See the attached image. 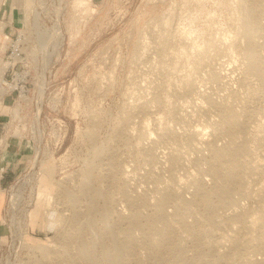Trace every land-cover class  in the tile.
<instances>
[{
    "label": "rangeland",
    "instance_id": "374dc122",
    "mask_svg": "<svg viewBox=\"0 0 264 264\" xmlns=\"http://www.w3.org/2000/svg\"><path fill=\"white\" fill-rule=\"evenodd\" d=\"M39 5L53 14L59 11L61 34L50 46V70L39 88L45 90L41 104H34L30 92L35 86L28 83L24 95L13 101L5 97L4 107L0 106L7 130L0 145V264H105L106 252L112 255L117 249L122 255L118 264H141L136 263L141 260L144 264H176L185 253L184 261L189 264L210 258L220 264H253V259H263L264 93L260 92L259 75L248 69V55L243 52L246 40L237 33L239 0H0V10L7 17L12 10L36 7L40 11ZM261 37L260 42L264 40ZM242 81L258 88L259 94L251 90L249 95ZM247 94L254 100L248 101ZM224 104H232L231 108L240 112L246 128L240 135L236 133L235 139L244 144L232 177L231 190L234 186L236 191L233 189L232 195L231 191L228 205H216L215 219L208 220L197 187L208 190L209 185L211 189L223 182L210 173L208 158L228 139L211 129L221 118ZM235 174L239 177L234 178ZM195 178L204 187L197 185ZM121 183L126 184V192ZM160 189L165 193L160 194ZM167 192L171 200L165 201L162 216L156 217L158 197ZM133 193L139 198L134 202ZM214 197L212 200H217ZM127 201L135 203L138 216ZM148 215L151 217L146 219ZM149 219L154 220V227L148 225ZM164 222L172 224L169 245L160 247L163 254L154 257L158 249L149 241L159 237L154 230L166 226ZM110 224L112 230L105 231ZM175 238L178 241L174 242ZM173 242L179 243L181 255L173 249ZM130 243L135 247L130 245L131 252L139 254L130 252ZM260 243V249L254 247ZM129 252L139 260L134 262ZM229 252L235 262L230 257L229 261Z\"/></svg>",
    "mask_w": 264,
    "mask_h": 264
},
{
    "label": "bare ground",
    "instance_id": "6f19581e",
    "mask_svg": "<svg viewBox=\"0 0 264 264\" xmlns=\"http://www.w3.org/2000/svg\"><path fill=\"white\" fill-rule=\"evenodd\" d=\"M264 2V1H263ZM238 3V2H237ZM239 8H240V14H238V16L240 15V17H238L239 19H240V22H239V20H238V22H237V25H238V23H239V27L237 26V29H238V32L237 33H239L240 35H241V37H243V42H245L244 40H246V45H245V47H244V51L243 52H245L246 53V55H248V56H245L244 54V56L245 57H247L248 58V60L246 61L247 62V64H248V69L249 70H251V71H253V72H255L256 74H258L259 75V77L258 78H260V79H258L257 78V76H254L253 78H257L256 79V81L258 80H260L261 81V90H260V92L263 94L264 93V64H263V60H264V40L263 41H261L260 42V40H259V38L262 36H264V3H262V2H260V0H239V6H238V10H239ZM238 12V13H239ZM238 18H236V19H238ZM236 22V21H235ZM236 29V28H235ZM236 29V30H237ZM237 36H238V34H236ZM239 35V36H240ZM261 37V38H262ZM241 39V38H240ZM263 39H264V37H263ZM209 40V39H208ZM262 40V39H261ZM203 42H205V41H203ZM209 42V41H208ZM208 42H206V43H208ZM210 42H213V41H211L210 40ZM203 44V43H202ZM210 44H213V43H210ZM243 45H244V43H243ZM207 47L208 46H210L209 44L208 45H206ZM204 48H206L205 47V45H204ZM203 48V49H204ZM243 48V47H242ZM206 50V49H205ZM204 50V51H205ZM263 50V51H262ZM203 51H201V53H202ZM200 53V52H199ZM246 58V59H247ZM210 71V70H209ZM212 71V70H211ZM253 72H251V73H253ZM254 73V74H255ZM210 75V74H209ZM213 75L214 74H211V76L210 77H213ZM241 78V77H240ZM239 78V79H240ZM252 78V79H253ZM210 79V78H209ZM241 80V79H240ZM246 80H248V79H245V81ZM251 82V81H250ZM194 83V82H193ZM240 83V82H239ZM241 83H244L243 81L241 82ZM187 84V83H186ZM195 84V83H194ZM245 84V87L247 88V89H245V90H248V91H246V92H249L248 94L250 95V93L252 92V91H255L256 90V92H257V94H259L258 93V88H256V87H254L253 88V86L249 83V82H247V83H244ZM243 84V85H244ZM253 84V83H252ZM242 85V84H241ZM250 85H251V87H252V89H250ZM191 86V85H190ZM189 86V87H190ZM238 87V86H237ZM263 87V88H262ZM239 88H241V87H239ZM243 89H244V87H242ZM260 88V87H259ZM236 89V88H235ZM254 89V90H253ZM238 90V89H237ZM252 90V91H251ZM205 91V90H204ZM203 91V92H204ZM232 91V90H231ZM239 91V90H238ZM202 92V93H203ZM233 92V91H232ZM243 92V91H242ZM241 92V93H242ZM236 93V92H235ZM245 93V92H244ZM206 94V93H205ZM244 95L245 97L246 96H249V95ZM261 94V95H262ZM207 95V94H206ZM212 95V94H211ZM236 95V94H235ZM243 95V94H242ZM253 96H255L256 94H255V92H254V94H252ZM251 95V96H252ZM205 96V95H204ZM240 96V95H239ZM250 96V98H252ZM257 96V95H256ZM208 97V96H207ZM238 97V96H237ZM236 97V98H237ZM206 98V97H205ZM209 98V97H208ZM207 98V99H208ZM220 98V97H219ZM224 98V97H223ZM233 98H235V96L234 97H232V99ZM239 98V97H238ZM244 98V97H243ZM249 98V99H250ZM257 98V97H256ZM262 98V97H261ZM231 99V100H232ZM246 99H248L247 97H246ZM246 99H244V100H246ZM248 99V101H250ZM253 99V98H252ZM251 99V100H252ZM263 99V98H262ZM261 99V100H262ZM208 100H210V99H208ZM221 100V99H220ZM223 101H224V99H222ZM221 100V101H222ZM227 100V99H226ZM225 100V101H226ZM254 100V99H253ZM211 101H213V100H211ZM216 101V100H215ZM217 101H218V99H217ZM238 101V100H237ZM242 102V101H241ZM241 102H239V103H241ZM255 102V101H254ZM261 102V101H260ZM213 103V102H212ZM229 103V102H228ZM231 103H232V101H231ZM243 103V102H242ZM248 103V102H247ZM217 104V103H216ZM216 104H215V107H216ZM223 104V103H222ZM234 104V103H233ZM244 104V103H243ZM246 104V103H245ZM255 104V103H254ZM219 105V104H218ZM220 105H221V103H220ZM232 105V104H231ZM231 105H225L224 104V107H223V105H222V109H221V115L219 114V116H221V118H222V124H220V117H218V118H220L219 119V124H218V122H217V124H216V122H215V125H214V127L215 128H211V129H216V132L219 134L220 133V135L219 136H221V134H223V135H226L227 137L226 138H228V139H226L227 141L225 142V144H222L223 146H220V145H218V146H220V148H216L215 150H214V152H213V154L211 155V157H212V159H210L209 160V158H208V161H211V162H209L210 164L208 165L209 167H210V170H211V172H210V170H209V172L210 173H212L213 175H215L214 177H220L221 179H222V181L223 182H220L221 180L219 179V178H217V179H219L220 181H219V184H217V183H215L216 184V186H215V184H214V187H212L211 189L209 188L210 187V185H209V187H208V190L206 189V187L204 188V189H202V188H200V187H197V188H199L197 191H198V193H200L199 195H200V204L202 203L205 207V209L207 210V213H205L206 214V217H207V219L208 220H212L213 218H212V216H214L215 215V213H214V215H213V211H214V209L216 208V211H217V206L216 205H218V204H222V203H224V204H227V202L226 201H229L228 199H229V197H230V193H231V191H234L235 189H234V186H233V189L231 190V188H232V177H233V175H234V169L236 170V166L238 165V161H237V159L239 158V154H240V152L242 151V148H243V144L244 143H238L237 141V139H235V134L236 133H238V132H240L243 128H244V126H243V119H242V116L239 114L240 112H238V111H235V110H233V108H231ZM248 105V104H247ZM251 105V104H250ZM205 108L207 107V106H205V105H203ZM253 106H255V105H253ZM257 106H258V104H257ZM257 106H255L256 108H257ZM218 107V106H217ZM236 107V106H235ZM240 107V106H239ZM245 107V106H244ZM210 108V107H209ZM248 108V107H247ZM255 108V109H256ZM218 109H219V107H218ZM241 109H242V107L240 108V111H241ZM253 109V108H252ZM259 109V108H258ZM257 109V110H258ZM261 109V108H260ZM210 110V109H209ZM238 110V109H237ZM245 110H248V109H246L245 108ZM205 111V110H204ZM252 110H250V112H251ZM219 112H220V110H219ZM245 112V111H244ZM263 112V111H262ZM243 113V110H242V112H241V114ZM248 113V112H247ZM264 114V113H263ZM244 115V114H243ZM250 116V115H249ZM248 116V117H249ZM247 117V116H246ZM251 117V116H250ZM247 120V119H246ZM210 125V124H209ZM212 125H213V122H212ZM211 125V126H212ZM164 127H166V126H164ZM169 128V127H168ZM246 128V127H245ZM244 128V129H245ZM192 129V128H191ZM243 129V130H244ZM170 130H171V128H170ZM174 130V129H173ZM173 130H172V132H173ZM180 130V129H179ZM243 130H242V132H243ZM176 131V130H175ZM174 131V132H175ZM211 131V130H210ZM162 132V131H161ZM186 132V131H185ZM215 132V131H214ZM145 133V132H144ZM148 133V132H147ZM187 133V132H186ZM186 133H185V135H186ZM246 133V132H245ZM244 133V134H245ZM149 134V133H148ZM168 134H171V132L170 133H168ZM217 134V135H218ZM239 134V133H238ZM237 134V135H238ZM244 134H243V137H244ZM247 134V133H246ZM166 135V134H165ZM183 135V134H182ZM198 135V134H197ZM200 135V134H199ZM222 135V136H223ZM240 135V134H239ZM146 136H148V135H146ZM172 136V135H171ZM173 136H175V135H173ZM178 136V135H177ZM196 136V135H195ZM176 137V136H175ZM188 137H189V135H188ZM194 138V137H193ZM199 138V137H198ZM197 138V139H198ZM247 138V137H246ZM245 138V139H246ZM187 139H189V138H187ZM195 139H196V137H195ZM216 139H218L217 137H216ZM240 139H241V137H240ZM239 139V140H240ZM210 140V139H209ZM212 140H214V139H212ZM224 140V139H223ZM247 140V139H246ZM191 141H189V144H191L190 143ZM193 142H195V141H193ZM197 143V142H196ZM213 143V142H212ZM211 143V144H212ZM246 143V142H245ZM206 144V143H205ZM192 145V144H191ZM199 145V144H198ZM212 145H214V144H212ZM211 145V146H212ZM194 146H195V144H194ZM209 146V145H208ZM207 146V147H208ZM210 146V147H211ZM215 146V145H214ZM214 146H212L211 148H213ZM244 146H246V145H244ZM192 147V146H191ZM196 147V146H195ZM194 147V148H195ZM216 147V146H215ZM214 147V148H215ZM199 148H201V147H199ZM213 148V149H214ZM197 149V148H196ZM196 149H195V151H196ZM213 149H211V151L213 150ZM245 149H247V148H245ZM193 150V149H192ZM209 150V149H208ZM175 151V150H174ZM177 151V150H176ZM200 151V150H199ZM210 151V152H211ZM245 151V150H244ZM244 151H243V153H244ZM178 152V151H177ZM176 152V153H177ZM246 152V151H245ZM173 153V152H172ZM198 153V152H197ZM212 153V152H211ZM169 154V153H168ZM174 154H175V152H174ZM180 154V153H179ZM246 154H248V153H246ZM245 154V155H246ZM196 156V155H195ZM209 156V155H208ZM241 156V155H240ZM243 156V155H242ZM152 157H154V156H152ZM172 157V156H171ZM174 157V156H173ZM172 157V159H170V160H172L171 162H172V164L174 165H176L177 163L174 161V160H176V158H173ZM176 157V156H175ZM198 157V156H197ZM197 157H195L196 159H197ZM200 157V156H199ZM204 157V156H203ZM202 157V158H203ZM205 158V157H204ZM242 158V157H241ZM182 160V159H181ZM185 160V159H184ZM200 160V159H199ZM207 160V159H206ZM206 160H204V161H206ZM245 160V159H244ZM33 161H35V159L33 160ZM174 161V162H173ZM183 161V160H182ZM182 161L180 162L179 161V163H182ZM194 161V160H193ZM207 161V162H208ZM170 162V163H171ZM169 163V164H170ZM179 163H178V165H179ZM184 163V162H183ZM240 164V163H239ZM185 165V164H184ZM211 165V166H210ZM182 166V165H181ZM181 166H180V168H181ZM171 168L172 167H174V166H170ZM184 167H186V165L184 166ZM209 167H208V169H209ZM238 168V167H237ZM264 168V167H263ZM176 169V168H175ZM184 169V168H183ZM239 169V168H238ZM262 169V168H261ZM241 170V169H240ZM264 170V169H263ZM262 170V171H263ZM239 171V170H238ZM238 171H236V172H238ZM186 172V171H185ZM240 172H242V171H240ZM211 174V175H212ZM237 175H239L238 173H236ZM235 174V176H234V178L237 176ZM191 175H192V173H191ZM240 176V175H239ZM239 176H237V177H239ZM241 176H243V174H241ZM191 177V176H190ZM193 178V177H192ZM156 179V178H155ZM196 179V178H195ZM217 179H216V182H217ZM240 179V178H239ZM241 179H243V178H241ZM179 180V179H178ZM189 180H190V178H189ZM197 180V179H196ZM196 180H194L195 182H196ZM214 180H215V178H214ZM181 181V180H180ZM193 181V182H194ZM198 181V180H197ZM236 181H238V180H236ZM178 182V181H177ZM185 182H187V181H185ZM192 182V183H193ZM234 182H235V179H234ZM234 182H233V185H235L234 184ZM240 182V181H239ZM242 182V181H241ZM243 182H244V180H243ZM200 183L201 182H199L198 181V184L197 183H195V185L197 184V185H200ZM213 183H214V181H213ZM236 183V182H235ZM238 183V182H237ZM176 184H179V183H176ZM83 185H85L86 187L88 186V183L87 182H85ZM123 184L121 183V186H122ZM124 185H126V184H124ZM123 185V187L125 188L126 186H124ZM201 185H202V183H201ZM241 185H242V183H241ZM244 185V184H243ZM188 186V185H187ZM203 187H204V185H202ZM201 186V187H202ZM206 186V185H205ZM240 186V185H239ZM260 186H262V185H260ZM122 187V188H123ZM242 187V186H241ZM258 187L259 186H257V190L259 191L260 189H258ZM123 188V189H124ZM160 188V187H159ZM163 188V187H162ZM165 188H167V186H165ZM164 188V189H165ZM171 188V187H170ZM169 188V189H170ZM173 188V187H172ZM244 188V187H243ZM242 188V189H243ZM122 189V190H123ZM135 189V188H134ZM163 189V190H164ZM181 189H182V187H181ZM184 189V188H183ZM194 189V188H193ZM210 189V190H209ZM245 189V188H244ZM254 189V188H253ZM252 189V190H253ZM125 190V191H124ZM123 191L124 192H126L127 191V187H126V189H124ZM161 190V189H160ZM174 190V189H173ZM256 190V191H257ZM165 191L166 190H164V192L161 190L160 191V194H161V192H163V193H165ZM195 191V190H194ZM197 191H195L194 193H197ZM236 191V190H235ZM235 191L234 192H232L231 193V195L233 194V193H235ZM239 191H240V189H239ZM242 191H244V190H242ZM246 191V190H245ZM255 191V190H254ZM130 194H131V192L130 191H128ZM127 192V193H128ZM133 192V191H132ZM169 192H170V190H169ZM241 192V191H240ZM263 192H264V190H263ZM126 193V194H127ZM129 193H128V195H129ZM171 193H172V189H171ZM178 193V192H177ZM177 193H173V194H175V196H176V194ZM239 193V192H238ZM245 193V192H244ZM248 193H250V192H248ZM255 193V192H254ZM262 193V192H261ZM124 194V193H123ZM122 194V195H123ZM126 194H124L125 196H126ZM139 194V193H138ZM172 194V195H173ZM257 194V193H256ZM69 195V194H68ZM180 195V194H179ZM195 195V194H194ZM196 195H198V194H196ZM213 195H215V197H217V198H215V199H217V200H212V196ZM237 195V194H236ZM235 195V196H236ZM239 195V194H238ZM252 195V194H251ZM255 195V194H254ZM253 195V196H254ZM262 195V194H261ZM70 196V195H69ZM130 196V195H129ZM128 196V197H129ZM133 198L134 199H132L133 200V202L134 201H136L135 200V197H137L136 196V194L134 195V193H133ZM140 196V195H139ZM143 196V195H142ZM159 196V195H158ZM171 197V195H170V193H168L167 192V194H164V195H161L160 197H158V198H160V200H159V202H158V204H157V211H155V210H153V211H155V213H156V217L158 216V215H161V213L163 212L162 210H164V209H162V208H165V201L166 200H169L168 199V197ZM174 196V197H175ZM181 196V195H180ZM180 196H178L179 198H181ZM243 196H244V194H243ZM73 197V196H72ZM72 197H70V199H72ZM145 197V199H146V196H144ZM144 197H143V199H144ZM195 197V196H194ZM198 197V196H197ZM250 197V196H249ZM252 197V196H251ZM250 197V198H251ZM256 197V196H255ZM262 197V196H261ZM261 197H259V198H261ZM67 198H68V196H67ZM123 198H124V196H123ZM129 198H132V197H129ZM129 198H125L126 200H129ZM138 198V197H137ZM141 198V197H140ZM232 198V197H231ZM230 198V199H231ZM234 198V197H233ZM232 198V199H233ZM69 199V200H70ZM139 199V198H138ZM143 199H142V203H139L141 200H139L138 201V203L139 204H143ZM144 199V200H145ZM174 200L176 199V198H173ZM197 199H199V198H197ZM256 199V198H255ZM68 200V201H69ZM76 200V199H75ZM131 200V201H132ZM171 200V199H170ZM169 200V201H170ZM173 200V201H174ZM179 200V199H178ZM237 200V199H236ZM261 200V199H260ZM179 201H183L182 200V198L179 200ZM179 201H178V204H179ZM128 202V201H127ZM198 202V203H199ZM230 202H232L231 200H230ZM234 202V201H233ZM257 202V201H256ZM263 202V201H262ZM71 203V202H70ZM72 203H74V198L72 199ZM71 203V204H72ZM129 203V202H128ZM138 203H136V204H138ZM147 203H148V200H147ZM171 203H172V201H171ZM175 203V202H174ZM229 203V202H228ZM236 203V202H235ZM241 203V202H240ZM130 204V203H129ZM138 204V207L140 206ZM167 204V203H166ZM177 204V203H176ZM175 204V205H176ZM232 205L234 204V203H231ZM242 204V203H241ZM256 204V203H255ZM258 204V203H257ZM256 204V205H257ZM74 205V204H73ZM132 207H134V205H135V203H132V204H130ZM129 205V206H130ZM152 205H153V203H152ZM228 205V204H227ZM237 205H238V203H237ZM255 205V206H256ZM263 205H264V203H263ZM137 206V205H136ZM154 206H155V203H154ZM164 206V207H163ZM202 206V205H201ZM243 206V205H242ZM261 206H262V204H261ZM131 207V208H132ZM178 207V206H177ZM219 207H221V206H219ZM264 207V206H263ZM135 208V207H134ZM235 208V207H234ZM238 208V207H237ZM237 208H235V209H237ZM240 208V207H239ZM136 209H137V211H139V209L138 208H135L134 210H135V214L134 213H132V214H134V215H136ZM153 209H156V208H154L153 207ZM202 209H203V206H202ZM245 209L247 210V208L245 207ZM257 209V208H256ZM258 209H260V208H258ZM264 209V208H263ZM176 210H177V208H176ZM204 210V209H203ZM205 210V211H206ZM245 210V211H246ZM260 210H262V209H260ZM132 211H133V209H132ZM131 211V212H132ZM204 211V212H205ZM235 211V210H234ZM248 211V210H247ZM246 211V212H247ZM262 211H264V210H262ZM236 212V211H235ZM250 212V211H249ZM248 212V213H249ZM120 213V212H119ZM139 213L140 212H138L137 213V215L136 216H138L139 215ZM179 213V212H178ZM232 213H233V211H232ZM240 213V212H239ZM256 213V212H255ZM257 213H259V215H260V212H257ZM262 213V212H261ZM151 214V213H150ZM153 214H154V212H153ZM163 214V213H162ZM231 214V213H230ZM234 214V213H233ZM232 214V215H233ZM238 214V213H237ZM246 214V213H245ZM131 215V214H130ZM165 215V214H164ZM163 215V216H164ZM177 215V214H176ZM241 215V214H240ZM120 216V214L118 215V217ZM122 216V215H121ZM120 216V217H121ZM128 216V215H127ZM136 216H134V218L136 217ZM149 216V215H148ZM151 216H152V214H151ZM151 216H149V217H145L146 219H148V218H150ZM155 216V215H154ZM162 216V215H161ZM236 216V215H235ZM235 216H234V218H235ZM124 217V216H123ZM153 217V216H152ZM159 217V216H158ZM229 217H230V215H229ZM166 218V217H165ZM181 218V217H180ZM179 218V219H180ZM182 218H183V216H182ZM231 218H233V216L232 217H230V219ZM238 218H240L239 216H238ZM254 218V217H253ZM264 218V217H263ZM84 219H86L85 217H84ZM121 219H123V218H121ZM130 219H131V217H130ZM130 219H128V221L130 220ZM140 219V218H139ZM153 219H155V218H153ZM153 219H149L150 220V222H149V224L148 225H152L153 223ZM157 219V218H156ZM214 219H215V216H214ZM251 219V218H250ZM256 219V218H255ZM254 219V220H255ZM124 220H126L125 218H124ZM149 220H146V222H148ZM158 220H161V219H159L158 218ZM182 220V219H181ZM235 220H237V219H235ZM246 220H248V219H246ZM263 220V219H262ZM82 221H83V219H82ZM137 221V220H136ZM139 221V220H138ZM162 221V220H161ZM182 221H184V219L182 220ZM252 221V220H251ZM130 222V221H129ZM128 222V223H129ZM132 222V221H131ZM156 222V221H155ZM159 222V221H158ZM158 222L156 223V224H158ZM167 222H168V220H167ZM248 222H250V221H248ZM257 222H259V221H257ZM127 223V222H126ZM134 223V222H133ZM138 224H141V223H139V222H137ZM144 223V222H143ZM152 223V224H151ZM164 223H166V222H164ZM164 223H162V224H164ZM169 223V222H168ZM188 223V222H187ZM186 223V224H187ZM234 223V222H233ZM131 225H132V223H130ZM144 224H147V223H144ZM143 224V226H146V225H144ZM155 224V225H156ZM183 224V223H182ZM189 224V223H188ZM260 224V223H259ZM107 225V224H106ZM128 225V224H127ZM171 225V227L170 228H172V224H169V226ZM190 225V227H192L191 226V224H189ZM232 225V224H231ZM256 225V224H255ZM255 225H254V227H255ZM133 226V225H132ZM131 226V227H132ZM153 227H154V225H152ZM159 226H160V224H159ZM169 226H167V223H166V226H162L161 225V227H159V229H158V227L156 228V230H154L155 232L157 231L158 233H159V237L155 240V238H154V240H152L151 239V237H150V239L152 240V241H149V242H153V245L155 246V248H157L158 250H155V252H156V254H155V256H154V254H150V256L151 255H153L154 257H159V256H161L163 253L162 252H160L161 251V248L160 247H163L164 248V246L166 247L167 245H169V241H168V237L170 238V236L169 235H171V230H173V229H171L170 230V228H169ZM245 226V225H244ZM247 226V225H246ZM109 227H111V224L110 225H108V228L107 229H105V231L107 230L108 231V229H109ZM127 227V226H126ZM125 227V228H126ZM135 227V226H134ZM137 227V226H136ZM139 227V226H138ZM147 227V226H146ZM184 227V226H183ZM186 227H188L189 228V226H187L186 225ZM185 227V228H186ZM231 227V226H230ZM252 227V226H251ZM123 228H124V226H123ZM128 228H130V227H128ZM141 228H142V225H141ZM145 228V227H144ZM150 228V227H149ZM152 228V227H151ZM188 228H186V230L188 229ZM234 228V227H233ZM132 229V228H131ZM147 229V228H146ZM145 229V230H146ZM152 229H154V228H152ZM158 229V230H157ZM192 229V228H191ZM190 229V231H193V230H191ZM251 229V228H250ZM110 230H112V227L110 228ZM128 230L129 229H127V232H128ZM140 230V229H139ZM149 230V229H148ZM175 230V229H174ZM235 230V229H234ZM233 230V231H234ZM252 230V229H251ZM250 230V231H251ZM255 230V229H254ZM123 231V230H122ZM121 231V232H122ZM130 231V230H129ZM256 231V230H255ZM262 231V230H261ZM263 231H264V228H263ZM110 232V234L112 233L111 231H109ZM108 232V233H109ZM126 232V231H125ZM126 232V233H127ZM146 232L147 231H145L144 233L146 234ZM151 232H153V230L151 231ZM154 232V233H155ZM189 232V231H188ZM253 233H255L254 231H252ZM260 232V231H259ZM125 233V235H127ZM172 233H174V232H172ZM194 233V232H193ZM193 233H191V234H193ZM121 234H123V233H121ZM134 234V233H133ZM132 234V235H133ZM148 234V233H147ZM150 234V233H149ZM195 234H197V233H195ZM124 235V236H125ZM143 235V233L141 234V236ZM156 235V234H155ZM158 235V234H157ZM156 235V236H157ZM175 235V234H174ZM252 235H254V234H252ZM257 235H258V233H257ZM260 235V234H259ZM262 235V234H261ZM134 236V235H133ZM149 236V235H148ZM172 236H173V234H172ZM176 236H178V235H176ZM237 236V235H236ZM263 236V235H262ZM121 237H123V235L121 236ZM132 237V236H131ZM154 237V236H153ZM194 237V236H193ZM255 237H256V235H255ZM126 238V237H125ZM144 238V237H143ZM178 238V237H177ZM235 238V237H234ZM246 238V237H245ZM248 238V237H247ZM252 238V237H251ZM254 238V237H253ZM258 238V237H257ZM262 238V237H261ZM140 239V238H139ZM148 239V238H147ZM196 239V238H195ZM199 239V238H198ZM240 239V238H239ZM236 240V241H239V244H241L240 243V240ZM260 239V238H259ZM264 239V238H263ZM112 240H114V238L112 239ZM121 241H122V239H120ZM129 240H131V238L129 239ZM128 240V241H129ZM132 240H134V238L132 239ZM171 240V239H170ZM175 240H176V238L173 240L174 242H175ZM197 240V239H196ZM233 240V239H232ZM242 240H243V238H242ZM241 240V241H242ZM117 241H119V240H117ZM143 241H144V239H143ZM172 241V240H171ZM176 241H178V239L176 240ZM231 241V240H230ZM245 241H247V242H249L247 239L245 240ZM259 241V240H258ZM120 242V241H119ZM124 242V241H123ZM133 241H131V243H132ZM136 242V243H135ZM147 242V245L146 246H149L148 245V241H146ZM172 243V244H174L172 247H174L173 249H176L177 250V252L181 255V250H180V246L178 245L179 243H180V241H179V243L178 242H176V243ZM183 241H181V243H182ZM199 242H201V241H199ZM233 242V241H232ZM257 242V241H256ZM256 242H255V244H256ZM114 243V242H113ZM115 243H118V242H115ZM121 243V242H120ZM119 243V244H120ZM124 243H126V242H124ZM131 243L130 244H127L128 246H129V250H130V252H131V249H130V245H131ZM134 244H137V241H135L134 240V242H133ZM143 243V242H142ZM198 243V242H197ZM203 243V242H202ZM205 243V242H204ZM225 243V242H224ZM244 245H246L245 244V242H242ZM123 244V243H122ZM121 244V245H122ZM145 244V243H144ZM151 244V243H150ZM170 244H171V242H170ZM236 244V243H235ZM238 244V243H237ZM249 244V247H251V245H250V242L248 243ZM114 245H117V244H113V246L112 247H114ZM126 245V244H125ZM124 245V246H125ZM140 245H142V244H140ZM182 245V244H181ZM261 245V243L260 244H257V246H254V247H258L259 248V246ZM120 245H118V247H119ZM123 246V245H122ZM132 246V249H133V247H134V245L132 244L131 245ZM135 246H137V245H135ZM138 246H139V244H138ZM183 246V245H182ZM232 246H234V244L232 245ZM231 246V247H232ZM235 246H237V245H235ZM241 246V245H240ZM240 246H239V248H240ZM263 246V245H262ZM115 247H117V246H115ZM117 247V248H118ZM151 247V250H152V247L153 246H150ZM171 247V248H172ZM201 247H202V245H201ZM230 247V248H231ZM248 247V246H247ZM253 247V248H254ZM264 247V246H263ZM44 248V247H43ZM135 248V247H134ZM149 248V247H148ZM154 248V247H153ZM162 248V249H163ZM170 248V247H169ZM182 248H184V247H182ZM228 248V247H227ZM226 248V249H227ZM238 248V249H239ZM241 248H246L245 246H242ZM120 250H121V248H119ZM160 249V250H159ZM168 249V248H167ZM257 249V248H256ZM256 249H253V251L255 252V250ZM260 249V248H259ZM258 249V250H259ZM113 250H115V249H113L112 248V253H113ZM124 250V249H123ZM128 250V251H129ZM137 250H138V247H137ZM148 250H150V249H148ZM165 250H166V248H165ZM241 250V249H240ZM246 250H247V248H246ZM250 250H251V248H250ZM39 251H41L42 253L45 251V248H44V250L42 249H40ZM116 251H118V249L116 250ZM114 252L112 255L111 254H109V255H107V252H106V263L105 264H118V261L120 262V256H122V255H119V251L118 252ZM135 251V250H134ZM153 251V250H152ZM169 251H170V249H169ZM172 251V250H171ZM170 251V252H171ZM175 251V250H174ZM182 251H183V249H182ZM243 251H244V249H243ZM242 251V253H244ZM249 251V250H248ZM246 252V253H249V252ZM252 251V250H251ZM125 252H127L126 250H125ZM129 252V253H130ZM133 252V251H132ZM131 252V253H132ZM149 252H151V251H149ZM149 252H148V254H149ZM173 252V251H172ZM220 252V251H219ZM228 252V251H227ZM241 252V251H240ZM253 252V253H254ZM124 253V252H123ZM122 253V254H123ZM131 253H130V256H132L131 255ZM134 253V252H133ZM162 253V254H161ZM222 253V252H221ZM245 253V254H246ZM256 253V252H255ZM134 254H139L138 253V251H137V253H134ZM166 254H168L167 253V251H166ZM186 254V253H185ZM183 255L182 254V256L181 257H185L186 255ZM224 254V253H223ZM229 254H230V252H229ZM257 254V253H256ZM83 255V254H82ZM127 255V254H126ZM164 255H165V253H164ZM178 255V254H177ZM212 255V254H211ZM226 255H227V253H226ZM241 255V254H240ZM240 255H239V258H240ZM247 255V254H246ZM250 255V254H249ZM127 256H129V254L127 255ZM130 256H129V258H130ZM133 256H136V255H133ZM131 257V258H134V257ZM149 256V255H148ZM146 257V259L147 258H150V257ZM168 256V255H167ZM170 256V255H169ZM207 256H209V255H207ZM221 257H222V254L220 255ZM251 256H252V254H251ZM262 256H263V253H262ZM84 258H86V256H83ZM137 257H138V255H137ZM182 258V259H178V256H177V259H178V261H176L175 263L176 264H187L184 260L186 259V258ZM204 258H206L205 256H203ZM210 257H212V256H210ZM229 257H230V259L233 261V259L231 258V254H230V256L228 255V259H229ZM233 257V256H232ZM237 257H238V255H237ZM243 257V256H242ZM245 257V256H244ZM246 257H248V256H246ZM260 257V256H259ZM123 258V257H122ZM121 258V259H122ZM163 258V257H162ZM172 258V257H171ZM180 258V257H179ZM217 258H218V256H217ZM224 258V257H223ZM226 258V257H225ZM224 258V259H225ZM251 258V257H250ZM88 259V258H87ZM127 259V258H126ZM142 259H145V258H142ZM154 259V258H153ZM174 259V258H173ZM189 258H187V260H188ZM207 259V258H206ZM214 259V258H213ZM213 259H211L210 258V260H208V261H204L203 263H201V264H220V263H218V261H216V260H213ZM222 259V258H221ZM230 259H229V261H230ZM252 259V258H251ZM256 259V258H255ZM259 259H261V260H252L253 262V264H264V258L262 259V258H259ZM133 260V259H132ZM136 260H139V258L137 259L136 257L134 258V262L136 261ZM148 260H152V259H148ZM157 260V261H156ZM155 260V262H158V259H156ZM163 260V259H162ZM161 260V261H162ZM167 260H169L168 259V257H167ZM203 260V259H202ZM217 260H219V259H217ZM223 260V259H222ZM227 260V259H226ZM225 260V261H226ZM241 260H242V258H241ZM245 260V259H244ZM122 261H123V259H122ZM127 261H129L130 262V260H127ZM144 261V260H143ZM169 261H171V260H169ZM174 261V260H173ZM224 261V262H225ZM239 261L240 260H238V263H239ZM246 261V260H245ZM88 262H89V260H88ZM124 262H125V258H124ZM139 262H141V264H144V262H142V260L141 261H138V262H136V263H139ZM147 262V261H146ZM148 262H151L152 263V261H148ZM223 262V261H222ZM228 262V261H227ZM233 262H235V261H233ZM241 262V261H240ZM247 262V261H246ZM251 262V261H250ZM249 262V263H250ZM90 263H93V261H91L90 260ZM133 263V262H132ZM171 263V262H170ZM169 263V264H170ZM226 263V262H225ZM230 263V262H229ZM245 263V262H244ZM94 264H96V263H94ZM129 264V263H128ZM140 264V263H139ZM146 264H148V263H146ZM160 264V263H159ZM189 264V263H188ZM224 264V263H223ZM228 264V263H227ZM236 264V263H235ZM242 264V263H241ZM251 264V263H250Z\"/></svg>",
    "mask_w": 264,
    "mask_h": 264
},
{
    "label": "built area",
    "instance_id": "2783aa9c",
    "mask_svg": "<svg viewBox=\"0 0 264 264\" xmlns=\"http://www.w3.org/2000/svg\"><path fill=\"white\" fill-rule=\"evenodd\" d=\"M40 11L36 7L30 10H12L8 17L0 10V106L5 97L13 100L24 95L26 85L31 83L35 88L31 90L34 104H41L44 89L40 86L46 83L50 70V46L60 32L59 11ZM14 92H17L15 95ZM40 107L36 110L39 116ZM0 112V145L7 134L5 122ZM3 147V146H1ZM3 169H0V179ZM2 239H0V242Z\"/></svg>",
    "mask_w": 264,
    "mask_h": 264
},
{
    "label": "crops",
    "instance_id": "0c3cea01",
    "mask_svg": "<svg viewBox=\"0 0 264 264\" xmlns=\"http://www.w3.org/2000/svg\"><path fill=\"white\" fill-rule=\"evenodd\" d=\"M2 236H3V234H2V226H0V239H2Z\"/></svg>",
    "mask_w": 264,
    "mask_h": 264
}]
</instances>
